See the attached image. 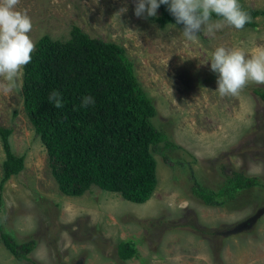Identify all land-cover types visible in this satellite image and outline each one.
I'll return each instance as SVG.
<instances>
[{
  "label": "rangeland",
  "instance_id": "rangeland-1",
  "mask_svg": "<svg viewBox=\"0 0 264 264\" xmlns=\"http://www.w3.org/2000/svg\"><path fill=\"white\" fill-rule=\"evenodd\" d=\"M215 10L234 0H170ZM264 11V0H241ZM152 0H0V127L24 170L0 189V222L18 243L36 242L38 264H264V16L255 26L204 21L160 26ZM74 27L121 46L151 98L157 183L145 204L92 186L61 192L22 96L23 60L44 36L68 41ZM6 154L0 137V184ZM241 172L258 185L222 207L193 195ZM137 256L123 261L118 246ZM0 264L20 262L0 240Z\"/></svg>",
  "mask_w": 264,
  "mask_h": 264
},
{
  "label": "trees",
  "instance_id": "trees-1",
  "mask_svg": "<svg viewBox=\"0 0 264 264\" xmlns=\"http://www.w3.org/2000/svg\"><path fill=\"white\" fill-rule=\"evenodd\" d=\"M160 9L153 19L170 24L229 20L255 26L264 11L248 9L241 0L215 10L174 6L170 0H152ZM22 96L28 117L45 145L53 176L61 192L81 196L92 186L119 193L126 201L145 204L157 183L154 149L166 142L153 118L157 111L142 88L134 64L118 44L91 38L74 27L68 41L44 36L23 60ZM264 100V92L256 91ZM11 129L0 127L6 159L0 189L24 170V156L11 148ZM241 172L226 175L218 190L196 185L193 195L207 206L222 207L240 191L258 185ZM0 193V207L3 203ZM0 240L16 260L38 264L28 257L36 242L18 243L0 222ZM137 256L130 242L118 246V257Z\"/></svg>",
  "mask_w": 264,
  "mask_h": 264
}]
</instances>
